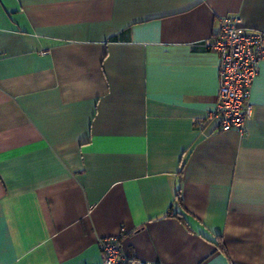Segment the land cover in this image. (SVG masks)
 Returning a JSON list of instances; mask_svg holds the SVG:
<instances>
[{
	"label": "crops",
	"instance_id": "obj_1",
	"mask_svg": "<svg viewBox=\"0 0 264 264\" xmlns=\"http://www.w3.org/2000/svg\"><path fill=\"white\" fill-rule=\"evenodd\" d=\"M264 0H0V264H264V59L244 129L208 48Z\"/></svg>",
	"mask_w": 264,
	"mask_h": 264
},
{
	"label": "built area",
	"instance_id": "obj_2",
	"mask_svg": "<svg viewBox=\"0 0 264 264\" xmlns=\"http://www.w3.org/2000/svg\"><path fill=\"white\" fill-rule=\"evenodd\" d=\"M207 45L219 59L216 104L207 119L216 120L221 130L242 132L252 114L251 82L258 72L259 61L264 59V30L245 26L238 16L226 15L220 19V27ZM125 232L120 227L116 234L99 239L101 264H149L122 252L121 239Z\"/></svg>",
	"mask_w": 264,
	"mask_h": 264
}]
</instances>
